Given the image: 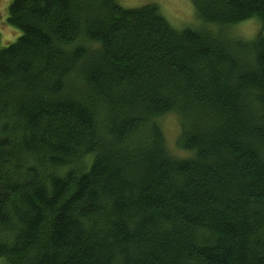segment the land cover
<instances>
[{"label":"trees","instance_id":"obj_1","mask_svg":"<svg viewBox=\"0 0 264 264\" xmlns=\"http://www.w3.org/2000/svg\"><path fill=\"white\" fill-rule=\"evenodd\" d=\"M191 3L200 28L155 3L10 0L5 264H264V34L227 32L264 26V0ZM170 112L181 155L158 122Z\"/></svg>","mask_w":264,"mask_h":264},{"label":"rangeland","instance_id":"obj_2","mask_svg":"<svg viewBox=\"0 0 264 264\" xmlns=\"http://www.w3.org/2000/svg\"><path fill=\"white\" fill-rule=\"evenodd\" d=\"M118 3L125 8H136L146 4L155 3L158 5L163 16L170 24L177 28H200L203 24L197 18L191 0H117ZM10 0H0V34L1 46L14 42L20 34V31L10 25L6 21L7 6ZM207 27L213 31L219 30V27L212 24H207ZM227 30V27H226ZM227 32L234 36L244 39H252L258 33L264 34V26L256 18H251L237 24H233ZM161 125L166 145L171 152L181 155L184 152L180 151L176 146V138L179 133L178 118L175 113L170 112L158 119ZM0 264H5L4 259L0 258Z\"/></svg>","mask_w":264,"mask_h":264}]
</instances>
